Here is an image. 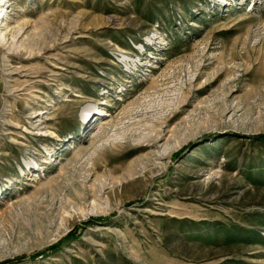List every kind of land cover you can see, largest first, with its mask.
Segmentation results:
<instances>
[{
  "label": "rangeland",
  "instance_id": "obj_1",
  "mask_svg": "<svg viewBox=\"0 0 264 264\" xmlns=\"http://www.w3.org/2000/svg\"><path fill=\"white\" fill-rule=\"evenodd\" d=\"M0 9V264H264V0Z\"/></svg>",
  "mask_w": 264,
  "mask_h": 264
},
{
  "label": "bare ground",
  "instance_id": "obj_2",
  "mask_svg": "<svg viewBox=\"0 0 264 264\" xmlns=\"http://www.w3.org/2000/svg\"><path fill=\"white\" fill-rule=\"evenodd\" d=\"M4 2H5V0H0V6H2L4 4ZM4 12H5L4 10L0 9V23L2 21V17L4 16ZM0 30H1V27H0ZM84 122H87V118L84 119Z\"/></svg>",
  "mask_w": 264,
  "mask_h": 264
},
{
  "label": "trees",
  "instance_id": "obj_3",
  "mask_svg": "<svg viewBox=\"0 0 264 264\" xmlns=\"http://www.w3.org/2000/svg\"><path fill=\"white\" fill-rule=\"evenodd\" d=\"M256 139L260 140V141H264V134H258L255 136Z\"/></svg>",
  "mask_w": 264,
  "mask_h": 264
}]
</instances>
